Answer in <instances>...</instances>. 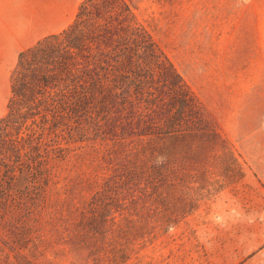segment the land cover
I'll list each match as a JSON object with an SVG mask.
<instances>
[{
  "label": "rangeland",
  "instance_id": "obj_1",
  "mask_svg": "<svg viewBox=\"0 0 264 264\" xmlns=\"http://www.w3.org/2000/svg\"><path fill=\"white\" fill-rule=\"evenodd\" d=\"M64 1L65 28L83 0H0V119L21 52L12 23L55 22ZM124 1L214 134L173 148L174 171L151 187L127 169L130 143L113 130L124 114L9 124L0 159L17 176L0 186V264H264V0Z\"/></svg>",
  "mask_w": 264,
  "mask_h": 264
},
{
  "label": "trees",
  "instance_id": "obj_2",
  "mask_svg": "<svg viewBox=\"0 0 264 264\" xmlns=\"http://www.w3.org/2000/svg\"><path fill=\"white\" fill-rule=\"evenodd\" d=\"M93 1L83 0L71 24L18 54L8 111L0 119V146L11 123L27 126L39 117L44 128L65 125L67 116L90 114L109 123V114H124L125 125L118 119L113 130L130 143L134 160L127 169L158 187L163 171H174L166 164L175 156L173 148L190 147L214 130L181 74L124 0H101L94 7L97 21L82 25L83 11ZM0 171V186L14 185L16 171L3 159Z\"/></svg>",
  "mask_w": 264,
  "mask_h": 264
},
{
  "label": "crops",
  "instance_id": "obj_3",
  "mask_svg": "<svg viewBox=\"0 0 264 264\" xmlns=\"http://www.w3.org/2000/svg\"><path fill=\"white\" fill-rule=\"evenodd\" d=\"M254 0H249V2H253ZM68 2L64 1L62 5V9L58 15L57 21H51L50 18L46 17L44 23L42 26H29L26 25L25 27L19 26L18 23H12V27L10 29V32L8 33V36H11L12 38H15L19 40L20 42V51L27 49L31 46H33L39 39L42 37L58 32L61 30L65 23H64V16L67 12L66 7L68 6ZM47 15V14H46Z\"/></svg>",
  "mask_w": 264,
  "mask_h": 264
}]
</instances>
